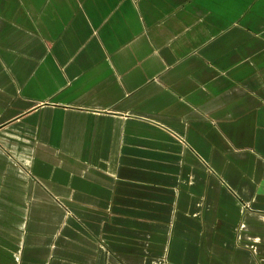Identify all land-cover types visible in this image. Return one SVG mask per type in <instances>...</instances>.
<instances>
[{"label": "crops", "instance_id": "0c3cea01", "mask_svg": "<svg viewBox=\"0 0 264 264\" xmlns=\"http://www.w3.org/2000/svg\"><path fill=\"white\" fill-rule=\"evenodd\" d=\"M0 264H264V0H0Z\"/></svg>", "mask_w": 264, "mask_h": 264}]
</instances>
